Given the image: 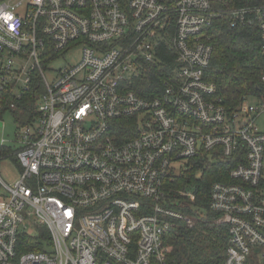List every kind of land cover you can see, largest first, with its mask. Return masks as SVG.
<instances>
[{"label":"built area","instance_id":"1","mask_svg":"<svg viewBox=\"0 0 264 264\" xmlns=\"http://www.w3.org/2000/svg\"><path fill=\"white\" fill-rule=\"evenodd\" d=\"M222 2L0 0V124L10 114L18 128L14 147L1 137L0 148L20 173L13 187L0 182V264H165L169 229L204 221L173 208L193 199L172 183L204 157L235 156L233 182L210 188L212 223L228 227L215 264H264V90L227 111L204 79L214 20L264 42V3ZM46 42L55 56L82 47L80 61L48 68ZM162 64L158 95H137L135 79ZM21 103L24 123L13 116Z\"/></svg>","mask_w":264,"mask_h":264},{"label":"trees","instance_id":"2","mask_svg":"<svg viewBox=\"0 0 264 264\" xmlns=\"http://www.w3.org/2000/svg\"><path fill=\"white\" fill-rule=\"evenodd\" d=\"M264 0H224L221 6L237 7L244 5L262 4ZM212 44V54L208 67L205 69L204 79L215 86V96L220 98L227 111L236 108L243 96H260L264 90L261 81L264 75V42L256 28H233L229 18L217 17L209 30ZM46 42L47 54L54 59ZM45 63L48 62L46 58ZM43 62V63H44ZM172 57L168 55L166 65H157L152 72H146L135 79L132 89L143 98H153L159 91L152 90L165 79V67L172 66ZM165 65V67H164ZM23 111V112H21ZM31 106L26 103L18 105L13 113L15 120L22 123L28 121ZM132 120L125 118L119 121L120 129L128 130L132 127ZM124 133V131L122 132ZM127 138V135H124ZM8 147L0 148V156L10 153ZM17 165L15 157L10 156ZM243 159L236 156L231 159H219L210 163L204 157L199 165L180 175L172 185L187 190L192 195V203L180 209L186 214L200 213L204 221L197 222L192 227L178 224L169 229L164 236L167 247L165 264H215L224 259L225 249L228 244V227L226 224H214L212 220L219 215L209 210V194L214 182H233L229 178V170ZM176 198V196H174ZM47 233L42 231V236L36 237L26 234L19 239L18 252L33 249L31 244L36 240L46 239ZM35 249V248H34Z\"/></svg>","mask_w":264,"mask_h":264},{"label":"rangeland","instance_id":"3","mask_svg":"<svg viewBox=\"0 0 264 264\" xmlns=\"http://www.w3.org/2000/svg\"><path fill=\"white\" fill-rule=\"evenodd\" d=\"M22 1L26 2L28 0ZM81 55L82 47H74L68 54L65 52L58 54L54 62H52L48 68L52 70H59L75 65L80 61ZM45 75L48 79H51L52 74L50 72H46ZM248 102L252 103L253 99H249ZM3 122V127L2 124H0V138L3 137L6 141H8L7 146L14 147L12 142L15 140V134L18 132L17 124L10 114H5L3 116ZM19 177V170L14 165L12 159L6 155L0 156V182H3L9 187H13V185L19 180Z\"/></svg>","mask_w":264,"mask_h":264}]
</instances>
